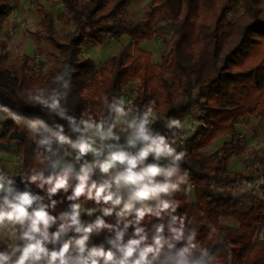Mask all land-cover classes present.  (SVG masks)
<instances>
[{"label":"trees","instance_id":"trees-1","mask_svg":"<svg viewBox=\"0 0 264 264\" xmlns=\"http://www.w3.org/2000/svg\"><path fill=\"white\" fill-rule=\"evenodd\" d=\"M21 1L0 0V32L11 13L20 8ZM32 1L38 8L40 23L30 36L55 52L48 72L42 73L39 68L35 75L31 59L25 55L9 68L6 55L0 54V146L16 150L20 164L12 184L16 194L31 191L50 204L47 195L50 185L41 188L40 181L32 183L30 177L42 176L44 180L51 177L53 182L67 177V191L61 190L51 198L56 204L49 210L57 222L50 232H55L63 222L60 213L71 212V204L77 201L109 207L110 203L97 204L87 198V189L93 182L97 187L104 183L91 173L85 195L74 201L67 198L83 172L64 166L51 169L61 157L65 166L70 162L69 156L62 154L64 143L58 142L54 133L60 125L69 138L80 134L73 130L67 117L74 118L78 125L82 120L97 119L112 123L117 114L112 106L127 89L130 107L137 115L153 104L155 117L150 129L153 137L175 138L178 128L173 126L174 121L179 124L193 117L194 110L197 112L193 136L183 149H176L185 154L183 159L174 161L169 157L157 162L163 171L155 178L156 182L184 180L172 200L175 212L169 210L162 219L146 216L142 221L149 243L155 233L154 224H165L164 235H170L167 225L175 215L185 218V240L195 235L197 252L191 258L194 264L196 261L264 264V239L258 238L259 229H264V199L256 195L225 196L217 191L251 187L264 179L229 174L232 160L243 150L237 125L245 117L258 118L264 124V0H150L148 11L138 21L126 17L127 6L133 0H58L61 11L56 17L39 0ZM232 12H235L233 19ZM56 22L72 30L59 35ZM159 22L169 33L163 40L167 52L159 63H153L151 53L140 44L155 40ZM123 37L129 38L130 43L108 57L99 68L90 58L82 57L87 46L99 47L109 39ZM4 48V43H0V49ZM38 96L49 105L58 100L59 107L52 110L40 104ZM60 111L65 118L57 115ZM225 137L227 142L206 154L210 145ZM45 140L48 143H41ZM139 145L145 146V142L140 141ZM189 188L193 191V201L188 198ZM135 190L128 189L125 196ZM104 219L115 224L117 218L113 214ZM224 219L235 221L236 227H225ZM132 233L133 228L129 227L125 241ZM67 235H61L49 251H58L68 240ZM113 235L103 229L90 237L94 246L108 249L111 247L108 240ZM180 247L177 244L171 252L165 249L154 264H175L172 259L165 261V256H174ZM204 250L207 255L201 257ZM47 262L45 258L44 263Z\"/></svg>","mask_w":264,"mask_h":264},{"label":"clouds","instance_id":"clouds-1","mask_svg":"<svg viewBox=\"0 0 264 264\" xmlns=\"http://www.w3.org/2000/svg\"><path fill=\"white\" fill-rule=\"evenodd\" d=\"M37 101L55 110L59 107V101H53L50 105L48 101L37 97ZM112 110L118 115L125 113V108L121 103H115ZM61 118H65L63 111L57 113ZM70 126L74 131L80 132L81 135L76 141H72L69 137L63 134V127L58 125L57 131L54 133L55 138L60 143H68L78 151L80 156L86 155L89 152L98 154V150L93 147L94 140L92 136H86L90 130L93 135H98L101 140L112 138V127L106 131L104 124L89 122L82 120L78 125L74 118L67 117ZM41 123H43L41 121ZM149 121L147 114L139 120V123L133 121L128 126L133 128L135 138L145 142V146L135 154H129L125 151L111 152L104 161L99 162L96 166L99 167L102 173H109L117 164L125 165L124 170L120 172L115 178L114 183L119 187L124 186H138L132 193V196L127 202L123 198L107 189L111 188V184L105 181L99 187L93 182L90 188L87 189V198L94 199L97 204L103 201L104 204H111V207L102 209V216H97L91 223H82L81 206L79 203L71 204V212L62 213L59 217L62 223L55 232L49 229L56 224L57 217L49 212V208H54L56 201L51 198L61 190L67 191L68 183L67 177H61L53 182L49 177L44 180L42 176H32L30 181L36 183L40 181L39 187L44 184L50 185L47 189L48 199L50 204L43 203V197L33 194L31 191H24L18 193L14 199H9V196L14 191L12 188L13 181L8 179L5 182L4 178L0 176V199L6 209L0 208V228L6 224L19 226V239L23 244L12 245L11 252H0V264H39L42 260L47 258L48 264H154L159 261L165 249L171 252L176 249L177 244L181 247L176 250L174 256H165V261L172 259L175 264H194L192 257L196 255L197 244L195 242V235H191L185 240V218L178 216H171V220L167 225L169 236H165V224H154L155 233L151 237L149 243V234L145 227L141 226L146 216H156L162 219L163 214L169 210L176 211V205L168 201H161L158 206L153 209L149 206L135 208L133 201L145 202L153 198H157L160 194H168L172 190L177 189V184L170 182L159 183L155 178L159 176L163 169L159 164H147L141 167L144 161L152 155L159 160L161 157H171L174 161H181L184 157L183 152H177L163 136L153 137L149 128L147 127ZM174 123H178L175 122ZM46 127V126H45ZM134 140L129 139L128 143L134 144ZM41 143H48L47 140ZM92 171L91 165H85L82 168L83 175L78 177L79 183L74 188L69 200H77L82 195H85L86 182L89 179V173ZM171 174V173H169ZM187 176V173H185ZM93 189L95 194L93 195ZM123 204V206L116 211V206ZM95 209H89L88 214L91 215ZM115 214L116 223L109 224L103 217L112 216ZM129 217H132L129 219ZM133 228L132 236L125 241L124 237L129 229ZM103 229H108L114 233L113 237L108 240L111 245L110 248L105 249L103 245L88 246V241L91 234L99 233ZM74 231L79 234L74 238L66 240L60 249L49 251L48 243H56L61 235L68 231ZM75 248L76 255L70 257V253ZM18 253V255H17ZM201 257L207 255V251H201ZM15 257V259H13ZM195 264H199L196 261Z\"/></svg>","mask_w":264,"mask_h":264},{"label":"rangeland","instance_id":"rangeland-1","mask_svg":"<svg viewBox=\"0 0 264 264\" xmlns=\"http://www.w3.org/2000/svg\"><path fill=\"white\" fill-rule=\"evenodd\" d=\"M40 4L50 11L54 17L61 11V4L58 0H39ZM150 0H133L126 9V17L130 21H138L143 18L144 14L148 11ZM37 6L32 0H22L20 8L14 10L8 17L5 26L0 32V43H4V50L0 49L1 55H6V65L9 68L14 67L18 59L21 56H27L31 59L30 66L33 69L34 74L38 73V69L41 68L42 73H47L50 67L51 60L55 55V52L45 43L38 44L31 36L30 33L39 29L40 17L37 12ZM235 12L230 14V18L233 19ZM72 27L64 26L59 22H56V31L59 35H63L70 32ZM157 36L155 40L151 42H144L140 44V47L151 53L152 62L159 63L161 56L166 54L167 50L163 44V40L167 39L169 33L167 28L162 22H159L157 27ZM130 43V39L123 37L118 40L109 39L102 46H87L83 49L82 57L90 58L96 68H99L104 61L115 54H117L123 47ZM130 93L125 89L117 103L122 102V106L125 108L123 115L128 116L131 121L139 123V120L147 114L149 123H154V108L151 103L146 107L142 115H137L130 107ZM196 110L193 111V117H190L178 126L179 134L170 140L171 143L178 145L183 149L185 142L190 139L197 128L195 120ZM129 124V122H127ZM172 124H169V126ZM238 136L243 142V150L238 157L233 159L229 174L236 176H254L264 177V124H261L258 118L245 117L240 124L237 125ZM134 129L128 128L125 133H115L113 138L122 134L124 137L129 138L134 135ZM128 141V140H126ZM228 138H221L209 146L205 152L211 154L216 151L223 142H227ZM4 147L0 146V156ZM10 149H5L8 152L7 159L9 164L12 165L16 162L13 152L10 153ZM152 156V155H150ZM149 156V157H150ZM153 157V156H152ZM163 158V157H161ZM3 159L0 158V176H2L7 182L10 179V175H5L8 170L4 169L2 165ZM5 173V174H4ZM10 174V172L8 173ZM111 177V176H109ZM108 177V178H109ZM107 178V179H108ZM130 186L122 185L119 187V191L123 192L125 202L129 199L125 196V193ZM219 193L229 195L249 196L256 195L264 199V179L251 187H231L217 190ZM188 197H193V191L189 188ZM123 204L119 205L121 208ZM222 224L225 227H236V222L230 219L222 220ZM258 238L264 239V229H259Z\"/></svg>","mask_w":264,"mask_h":264},{"label":"crops","instance_id":"crops-1","mask_svg":"<svg viewBox=\"0 0 264 264\" xmlns=\"http://www.w3.org/2000/svg\"><path fill=\"white\" fill-rule=\"evenodd\" d=\"M128 116L126 115H118L116 114V117L114 119V121L112 123H110V126L109 127H112V132H113V135L115 133H125L126 130L129 128V124L131 123L130 119L127 118ZM155 117V116H154ZM127 122H129V124H127ZM182 123V122H181ZM175 124L173 126H178L181 124ZM107 126H104L105 128V131L109 128ZM93 131L94 130H90L88 133H86L85 135L86 136H92L93 137V140H94V144H93V147L95 149L98 150V154H94L93 152H89L87 153L86 155H83V156H80L78 154V151L76 149H74L70 144L68 143H64L63 144V150H62V154L65 156H69L70 158V162L65 166V163H64V159L61 157L52 167L51 169L52 170H55V169H58L60 167H66L67 169H71L73 171H77L78 169H82L85 165H91L92 166V171L90 172L92 175L96 176L97 178L99 179H102L103 181H107L108 177L109 176H112L116 173H120L124 170V168L120 165V164H117L113 169H111L109 171V173H102L99 169L98 166H96L99 162H102L105 160V158L111 153V152H115V151H118L114 142H113V137L112 138H106V139H103L101 140L100 137L98 135H93ZM179 132L177 131L176 135H178ZM194 134V133H193ZM81 135L80 134H76V135H73L70 137V139L72 141H76L77 138ZM118 136H121L123 138V141L121 143V148L122 149H126L127 148V141L129 139V136L128 137H124L122 134H119ZM193 136V135H192ZM172 139V138H171ZM171 139H168L166 140L167 143H169L173 148L177 149V148H180L178 145H175L173 143L170 142ZM174 139V138H173ZM211 146V145H210ZM5 149H8V148H11V147H4ZM3 150L1 153V156L0 158L3 159L2 161V165L4 166V169L5 170H8V172L5 174V175H10V179L12 181H14V178H15V172L20 169V164L18 162V158H17V155H16V150L13 148V149H10V153L13 152L14 155H12L13 157L12 158H15L16 162L12 165L11 167V164H9V161L7 159V154L8 152H6V150ZM169 158V157H167ZM167 158L163 157V158H160L159 160L155 159L154 157L150 156L147 158L146 161L143 162V164L141 165V167H143L144 165H147V164H153V163H157L159 161H164L166 160ZM233 161V160H232ZM232 163V162H231ZM231 166V165H230ZM10 172V174H8ZM114 179V178H113ZM184 178L176 181V182H173L175 184H177V189L176 190H172L170 191L168 194H160L159 197L157 198H153L151 200H148V201H145V202H139V201H133L134 203V206L135 208H141L143 206H149V207H157L158 204L161 202V201H168L169 203H172V200L175 196V194L177 193L178 191V188L180 186V184L183 182ZM138 186H130L128 187V189H134V188H137ZM127 189V190H128ZM116 194L117 195H120L122 197L123 195V192L122 191H119V187L116 189ZM2 195V194H0ZM16 191L14 190L11 195L9 196V199H14V197L16 196ZM132 195L128 196L127 198L129 199ZM190 201H193V197H188ZM123 200H124V197H123ZM43 203L44 204H47L45 200H43ZM76 203H79L80 206H81V216H80V219H81V222L82 223H91L93 222L97 216H102V209L104 207H99V206H94L88 202H85V201H77ZM112 205L110 204L109 207H111ZM0 208H4L6 209V206L3 204V201L0 205ZM89 209H95L94 212H92L91 215L88 214V210ZM120 207L119 206H116V211H119ZM50 212V210H49ZM62 213H65V212H61L60 215ZM104 218V217H103ZM51 233V232H50ZM70 232H67L66 234H68L67 236L69 237L68 239L70 238H74L76 236H78L79 234L75 233L74 231L69 234ZM16 244H23V241H21L19 239V226H16V230L14 231L13 230V226L9 225V224H6L3 228H0V252H5V253H10L11 252V247L12 245H16ZM52 244L53 243H48L46 246L47 248H51L52 247ZM88 246L89 247H92L94 246L93 243H92V240H91V237L88 241ZM18 255V253H17ZM70 257H74L76 255V251H75V248H73L72 252L69 254ZM13 259H15V257H13ZM39 264H48L47 263H44V260H42L41 262H39ZM56 264H59V262L57 261Z\"/></svg>","mask_w":264,"mask_h":264},{"label":"built area","instance_id":"built-area-1","mask_svg":"<svg viewBox=\"0 0 264 264\" xmlns=\"http://www.w3.org/2000/svg\"><path fill=\"white\" fill-rule=\"evenodd\" d=\"M95 123H103L104 124V126H107V127H109L110 126V122H108L106 119H97L96 121H94ZM147 127L149 128V130L151 129V127H152V124L150 123V124H148L147 125ZM129 139H132V140H134L135 142H134V144H129L128 143V141H129ZM128 139V141H127V148L124 150V149H122L121 148V143H122V141H123V138L121 137V136H116L115 138H113L112 140H113V142H114V144H115V146H116V148H117V150L118 151H125V152H127V153H129V154H132V155H135V154H137L139 151H140V149L141 148H143L144 146L143 145H139V143H140V140H138V139H136L135 138V135H132L130 138ZM123 168L125 167V165H121ZM110 184H111V188L110 189H107L108 191H111V192H113V193H115L116 194V189L118 188V186L114 183V179H111V178H108V180H107ZM105 182V181H104ZM122 186V185H121ZM121 186H119V187H121ZM117 195V194H116ZM120 196V195H119Z\"/></svg>","mask_w":264,"mask_h":264}]
</instances>
